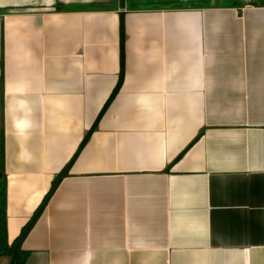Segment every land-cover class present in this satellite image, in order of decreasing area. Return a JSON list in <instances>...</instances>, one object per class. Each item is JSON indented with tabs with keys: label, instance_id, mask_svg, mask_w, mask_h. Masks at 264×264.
<instances>
[{
	"label": "crops",
	"instance_id": "obj_1",
	"mask_svg": "<svg viewBox=\"0 0 264 264\" xmlns=\"http://www.w3.org/2000/svg\"><path fill=\"white\" fill-rule=\"evenodd\" d=\"M30 1L0 0L7 244L66 168L26 264H264V0Z\"/></svg>",
	"mask_w": 264,
	"mask_h": 264
},
{
	"label": "trees",
	"instance_id": "obj_2",
	"mask_svg": "<svg viewBox=\"0 0 264 264\" xmlns=\"http://www.w3.org/2000/svg\"><path fill=\"white\" fill-rule=\"evenodd\" d=\"M66 168L60 172V175L55 179V181L50 186V190L45 195L42 200L40 207L29 219L28 224L21 230L20 234L16 237L14 242L11 245L7 244L6 239V223H5V213H4V198L5 191L3 190L2 185L0 186V256H8L10 258V264H26L27 259L30 254L22 249V241L27 235L31 227L34 225L36 218L42 213L45 208L46 202L49 200L55 188L59 184L60 180L65 176Z\"/></svg>",
	"mask_w": 264,
	"mask_h": 264
},
{
	"label": "water",
	"instance_id": "obj_3",
	"mask_svg": "<svg viewBox=\"0 0 264 264\" xmlns=\"http://www.w3.org/2000/svg\"><path fill=\"white\" fill-rule=\"evenodd\" d=\"M36 1L37 0H33V1H30L29 3H34ZM184 1H193V0H184ZM87 3H85V4H87L86 8H90V9H103V8L115 9L117 6V3L114 2V0H110L108 2H103V3L102 2H96V1H89ZM29 5H32V4H29ZM58 5H61V3L60 2L53 3L52 4L53 8L51 10L55 11ZM80 5H83V3H80ZM32 6H35V5L33 4Z\"/></svg>",
	"mask_w": 264,
	"mask_h": 264
},
{
	"label": "flooded vegetation",
	"instance_id": "obj_4",
	"mask_svg": "<svg viewBox=\"0 0 264 264\" xmlns=\"http://www.w3.org/2000/svg\"><path fill=\"white\" fill-rule=\"evenodd\" d=\"M123 4H127L129 6H135V5H140L139 3H143V2H148L151 3L153 2L154 4H169V3H179L178 0H122L121 1Z\"/></svg>",
	"mask_w": 264,
	"mask_h": 264
},
{
	"label": "rangeland",
	"instance_id": "obj_5",
	"mask_svg": "<svg viewBox=\"0 0 264 264\" xmlns=\"http://www.w3.org/2000/svg\"><path fill=\"white\" fill-rule=\"evenodd\" d=\"M176 1V0H175ZM204 1V0H203ZM114 2H116L117 4L120 2V0H114ZM179 4L183 5V3L185 2H188V1H181V0H178ZM189 2H192V1H189Z\"/></svg>",
	"mask_w": 264,
	"mask_h": 264
}]
</instances>
